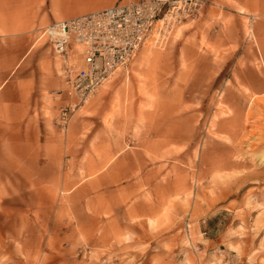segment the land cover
<instances>
[{
	"label": "rangeland",
	"instance_id": "1",
	"mask_svg": "<svg viewBox=\"0 0 264 264\" xmlns=\"http://www.w3.org/2000/svg\"><path fill=\"white\" fill-rule=\"evenodd\" d=\"M31 1L0 46L30 48L34 106L2 120L54 178L34 210L27 180L0 197V264H264V0H200L67 120L50 1Z\"/></svg>",
	"mask_w": 264,
	"mask_h": 264
},
{
	"label": "built area",
	"instance_id": "2",
	"mask_svg": "<svg viewBox=\"0 0 264 264\" xmlns=\"http://www.w3.org/2000/svg\"><path fill=\"white\" fill-rule=\"evenodd\" d=\"M200 0H135L49 24L43 35L65 64L69 94L61 117L82 105L147 44L163 47L176 27L201 6ZM81 63L78 70L73 66ZM65 122V121H64Z\"/></svg>",
	"mask_w": 264,
	"mask_h": 264
},
{
	"label": "crops",
	"instance_id": "3",
	"mask_svg": "<svg viewBox=\"0 0 264 264\" xmlns=\"http://www.w3.org/2000/svg\"><path fill=\"white\" fill-rule=\"evenodd\" d=\"M29 1L31 0H0V4L4 5V8H0V20L10 22L13 20L14 14L15 19L22 21L21 29H23V23L28 20L27 5ZM49 1L50 5L46 10V15L51 18V23H53L91 13L95 10H101L120 2L135 0ZM23 20L25 21L23 22ZM8 24H6V28H9ZM25 26L27 28L28 24L26 23ZM24 50L21 48L8 50L0 46V197L14 198L15 196H22L23 194L26 195L27 191H23L22 186L17 184V182L27 180L31 185L35 186L34 189L31 188L29 193L30 200H32V207L30 209L34 210L39 205L38 180H48V177L54 178L53 170L49 172L47 164L50 160L43 161V167L38 166L42 160H40L35 151H30V145L27 147L28 153L24 156L17 155L14 151L12 152L14 148L18 147L19 143L17 141H5L4 133H8V129L5 128L2 120L3 117L13 118L25 115L34 106L33 88L30 86L29 91L27 88L28 83H32L33 77L30 68L31 51L30 48L25 50L26 53ZM22 83L26 87H22ZM55 174L56 176L58 175V173ZM95 187L98 186L95 184L93 188Z\"/></svg>",
	"mask_w": 264,
	"mask_h": 264
},
{
	"label": "bare ground",
	"instance_id": "4",
	"mask_svg": "<svg viewBox=\"0 0 264 264\" xmlns=\"http://www.w3.org/2000/svg\"><path fill=\"white\" fill-rule=\"evenodd\" d=\"M148 45V44H147Z\"/></svg>",
	"mask_w": 264,
	"mask_h": 264
}]
</instances>
